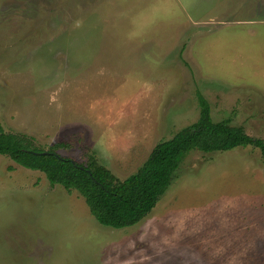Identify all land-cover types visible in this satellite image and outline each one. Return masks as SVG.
<instances>
[{"label":"rangeland","instance_id":"374dc122","mask_svg":"<svg viewBox=\"0 0 264 264\" xmlns=\"http://www.w3.org/2000/svg\"><path fill=\"white\" fill-rule=\"evenodd\" d=\"M263 2L0 0V124L120 180L198 119V92L264 139V22L237 23ZM0 264H264V156L191 150L147 216L112 228L0 154Z\"/></svg>","mask_w":264,"mask_h":264},{"label":"trees","instance_id":"16d2710c","mask_svg":"<svg viewBox=\"0 0 264 264\" xmlns=\"http://www.w3.org/2000/svg\"><path fill=\"white\" fill-rule=\"evenodd\" d=\"M197 97L198 119L158 142L148 158L124 180L99 163L94 153L83 163L62 155L57 150L61 143L43 148L35 144L32 136L7 132L1 124L0 154L26 168L44 172L52 185L77 190L101 225L133 226L153 210L172 184L183 157L191 150L210 153L253 145L264 156V139L248 134L230 118L215 121L208 99L199 92Z\"/></svg>","mask_w":264,"mask_h":264},{"label":"crops","instance_id":"0c3cea01","mask_svg":"<svg viewBox=\"0 0 264 264\" xmlns=\"http://www.w3.org/2000/svg\"><path fill=\"white\" fill-rule=\"evenodd\" d=\"M263 6H264V2H263ZM254 7V6H253ZM264 9V8H263ZM251 13H253V10H250ZM237 23L238 25H246V24H250L251 23H261V22H264V17H261V18H250V17H246V18H240V19H237Z\"/></svg>","mask_w":264,"mask_h":264}]
</instances>
